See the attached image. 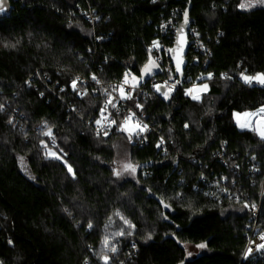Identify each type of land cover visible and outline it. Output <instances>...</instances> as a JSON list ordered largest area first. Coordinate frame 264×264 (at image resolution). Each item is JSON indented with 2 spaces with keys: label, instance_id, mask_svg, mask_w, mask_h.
I'll return each mask as SVG.
<instances>
[{
  "label": "trees",
  "instance_id": "trees-1",
  "mask_svg": "<svg viewBox=\"0 0 264 264\" xmlns=\"http://www.w3.org/2000/svg\"><path fill=\"white\" fill-rule=\"evenodd\" d=\"M242 1H192L191 26L210 54L190 49L186 78L167 99L149 89L154 72L125 100L124 112L154 122L138 146L125 131L94 133L88 122L105 95L92 92V77L111 84L141 75L161 21L173 11L180 20L187 0H11V14L0 18V264H120L133 242L138 250L125 264L240 263L247 204L262 189L264 224V141L233 123L234 111L264 105V85L241 78L264 74V3L245 9ZM89 9L94 23L81 14ZM193 81L209 84L200 100L185 95ZM123 142L136 171L117 176ZM201 175L236 184L230 194L205 191ZM107 238L116 240L114 255ZM201 244L189 257L187 246Z\"/></svg>",
  "mask_w": 264,
  "mask_h": 264
},
{
  "label": "built area",
  "instance_id": "built-area-1",
  "mask_svg": "<svg viewBox=\"0 0 264 264\" xmlns=\"http://www.w3.org/2000/svg\"><path fill=\"white\" fill-rule=\"evenodd\" d=\"M83 16L86 17V19L92 23L96 21V16L94 14L93 10H84L81 12ZM184 14V11L182 12V16ZM181 16V19H182ZM178 18V12L173 11L171 16L168 19H165L161 21L159 25V32L160 36L154 39L153 41H156L158 43V47L153 46V41L150 45V49L153 53V59H154V70L152 73L155 72V75L151 76L149 80V89L152 91H156L154 85H161L166 88V91H174L178 87H180L185 80H181L179 77H177L174 73V67L171 60V51L173 42L176 38V34L179 28V22L181 21ZM166 39H171V43L165 42ZM189 41H190V49H194L196 51H202L203 53L210 54V50L207 49L205 44L202 42L200 34L196 31L195 28L192 26L189 29ZM189 49V51H190ZM171 76V79L169 77ZM226 78V75L223 76ZM78 80L81 81L82 84L86 83V80L81 79L80 77ZM242 78V76H241ZM125 79V78H124ZM124 79L119 82H114L111 84H106L105 82H102L101 80H98L96 78V81H99V83L96 82V86L92 89L93 93H98L99 91H102L105 95L104 103L101 106V109L104 108V105L107 100L111 99L112 103L116 104V108H113L111 104L108 105L107 109L103 112V115L101 114V109L99 111V114L97 118L91 119L90 122H88L94 131L96 135L101 136H107L113 132H119L117 128V125H123V122L125 119L129 116H131V120L128 122L125 127L129 125V123H133L135 126L139 124L141 127L143 125H147V129L143 132H140L139 135L136 133L139 132V128H134V131L131 132L132 135V143L138 146H142L147 141V135L148 133L153 129L154 122H150L146 116V114L142 111H135V110H128L127 112H124L123 110L126 108V99H121L119 96L120 93V86H123L124 90L127 91L129 89H132V86L127 84H124ZM77 80V81H78ZM179 80L180 83L176 84V87L173 89L172 85L175 83V81ZM29 80H27L28 83ZM167 82V83H165ZM260 85V83H254L252 82L250 85ZM139 85V84H138ZM203 83H200L198 81L191 82L186 88L187 89H193L192 93L189 95H186L188 98L192 100H198L193 99V96H202L204 92H207L209 90V86L207 85V89L203 90ZM201 87V88H200ZM136 88L132 89V93ZM84 89L79 90V95L82 96L84 94ZM158 92V91H156ZM160 93V92H159ZM110 94V96H109ZM264 108V105L250 108L242 111H234L233 112V123L237 127L238 130L241 131H247L252 134H254L258 140L264 141V138L261 136V132H264V112L258 111L259 109ZM118 109V111H117ZM124 112V113H123ZM132 113H135L134 116H132ZM241 114L239 117L234 116V114ZM245 113H248L250 115H244ZM106 117L107 119H104ZM101 120V124L97 125L96 120ZM239 119L240 124L246 125V127H239L237 124V120ZM115 120L116 124H111V121ZM105 131H107V135H105ZM129 133V131H127ZM44 136V133H42ZM130 134V133H129ZM55 141V140H54ZM162 141V143H161ZM49 145L51 148H55L57 146V143H53V138L49 137ZM157 145H160L158 148L162 150V153H165L167 151V145L168 142L166 139L161 137ZM221 158V157H220ZM253 159V156L251 157V160ZM223 164H226L227 162L223 159ZM231 164V163H230ZM229 164V165H230ZM231 170L239 171V164L234 162L231 165ZM149 172L146 171V174ZM248 173L252 176H255L260 173V169L257 166L255 162H252L249 165ZM203 183H205L206 178L204 175H201ZM208 186L206 187L205 191H208L209 185H216L217 187H224L223 191L224 194H230L231 186H234L236 184L235 180L229 181V179L223 175L222 177L215 175L212 179L206 181ZM262 197H263V189L260 193V198L257 201L248 202L247 204V210L249 212V218L250 222L246 226V244L241 256V260L239 264L245 263V261L249 259H257L262 258L264 259V250L259 247V245H264V239L261 237H264V224L261 222V208H262ZM249 249L251 251L249 252ZM138 250V246L136 244H133V247L131 248V251L128 253L127 257L120 261V264H125V261L132 255L135 254ZM110 255H114V251L110 250Z\"/></svg>",
  "mask_w": 264,
  "mask_h": 264
},
{
  "label": "snow or ice",
  "instance_id": "snow-or-ice-1",
  "mask_svg": "<svg viewBox=\"0 0 264 264\" xmlns=\"http://www.w3.org/2000/svg\"><path fill=\"white\" fill-rule=\"evenodd\" d=\"M256 2H258V3H264V0H256ZM249 6H254V5H247V4H244V3H242L241 5H240V7L241 8H247V7H249ZM4 11V8H3V6H0V12H3ZM185 24H187V12H185ZM178 44H179V41H178ZM153 46L154 47H158V43L156 42V41H153ZM149 51H151V49L149 50ZM169 51H174V50H169ZM149 65H152V66H155L154 65V62L150 59L149 60ZM149 65H145V68L142 70V75H143V73H145V72H150V67H149ZM176 71L177 72H180L181 71V67H180V62L178 61L177 62V64H176ZM128 73H126L125 74V79H124V84H127L129 81H128ZM241 76H242V79L244 80V82L245 83H248V84H251L253 81H256L257 83H260V84H262V85H264V74H257L256 76H245L243 73L241 74ZM211 77H212V74L211 73H209L208 74V78L209 79H211ZM201 78H203V77H201ZM79 78H77V80H78ZM92 79L93 80H96V77L95 76H93L92 77ZM169 79H171V76L169 77ZM133 81L135 82L134 84H133V87H135V86H138V81H136V78L135 77H133ZM97 83H99V81H97ZM165 83H167V82H165ZM180 83V81L179 80H177V81H175V83L172 85V88L174 89L175 87H176V84H179ZM72 87H73V90H76V81L74 80L73 81V83H72ZM154 87H155V89H156V91H158V92H160V94L162 95V96H164L165 97V99H167L168 98V92L167 91H161V85H154ZM207 89V85H203V90H206ZM120 98L121 99H131V92H125L124 91V88H123V86H120ZM192 91H193V89H187L186 91H185V94L186 95H189V94H191L192 93ZM109 96H110V94H109ZM193 99H199V97L198 96H193L192 97ZM109 104H111V106L113 107V108H116V104L115 103H112V100L111 99H109V100H107L106 101V103H105V105H104V108L103 109H101V114L103 115V112L107 109V107H108V105ZM137 107H142V105H139V104H137L136 105ZM117 111H118V109H117ZM258 111H260V112H264V108H261V109H259ZM135 115V113H132V116H134ZM241 114H234V116H236V117H239ZM244 115H250V114H248V113H245ZM104 119H107L106 117H104ZM131 120V116H129V117H127L126 119H125V121L123 122V125H117V128L119 129V130H121V131H129V139L131 140V138H132V135H131V132L132 131H134V129H129V128H127V127H125V125H127L128 124V122ZM96 124L97 125H100L101 124V120H96ZM111 124H116V121L115 120H112L111 121ZM237 124H238V126L239 127H246V125H243V124H240V122H239V119L237 120ZM136 128H139V132H137L136 134L137 135H139V133L140 132H143V131H145L146 129H147V125H143L142 127L139 125V124H137L136 126H135ZM186 127H187V125H186ZM45 135H48V136H51V129H49L46 133H44ZM105 135H107V131H105V133H104ZM261 136H262V138H264V132H261ZM53 143H55V141H54V139H53ZM161 143H162V141H161ZM160 145H157V147H159ZM50 156L52 157V158H55V159H61V157L60 156H58L56 153H50ZM21 160H23V158H21ZM124 168H125V170H130V173H135V171H136V167H134L133 165H131V164H125L124 165ZM68 171L71 173L72 172V169H71V167L69 166V168H68ZM115 175H117V176H120L121 175V173L120 172H115L114 173ZM161 203H163V201H161ZM164 207H168V205L167 204H165L164 205ZM117 215H119V213H117ZM124 223L125 224H129V226L131 227V224H130V222L129 221H127V220H124ZM88 227L89 228H91L92 227V225L91 224H89L88 225ZM120 234H123V233H120ZM262 239H264V237H261ZM198 247H200V248H203V247H205V245H203V244H201V245H198ZM259 247L260 248H264V245H259ZM113 251H115V249H112ZM251 251V249H249V252ZM189 255H191V254H189Z\"/></svg>",
  "mask_w": 264,
  "mask_h": 264
},
{
  "label": "water",
  "instance_id": "water-1",
  "mask_svg": "<svg viewBox=\"0 0 264 264\" xmlns=\"http://www.w3.org/2000/svg\"><path fill=\"white\" fill-rule=\"evenodd\" d=\"M192 1L193 0H187V5L184 10L187 12V24H185V15L183 14L181 21L179 22V28L176 34V38L173 42L172 50L171 51V60L174 67V73L177 77H179L181 80H184L186 78V67L188 66L189 60H188V52L190 49V41H189V29L191 27V9H192ZM0 6H3L4 11L0 12V18L6 17L11 14L13 10V5L11 3V0H0ZM179 41V44H178ZM180 62L181 71H176V64L177 62ZM161 91H166V88L164 86L161 87ZM125 134L129 137V133L125 131ZM159 203L161 204L163 208V213L166 214L170 207H164L165 203H161V199H158ZM264 250V248H262Z\"/></svg>",
  "mask_w": 264,
  "mask_h": 264
},
{
  "label": "rangeland",
  "instance_id": "rangeland-1",
  "mask_svg": "<svg viewBox=\"0 0 264 264\" xmlns=\"http://www.w3.org/2000/svg\"><path fill=\"white\" fill-rule=\"evenodd\" d=\"M242 3L247 4V5L256 4V0H243ZM151 60L154 62L153 57H152ZM153 70H154V66L153 67L150 66V72H145V73H143V75L142 74L141 75H136L134 73H129V75H128V81H129L128 82V85L132 86V89L133 88H137V86L133 87V84L135 83L133 81V77L136 78V81H138V84H139L146 76H148L150 73H152ZM253 82L254 83H257L256 81H253ZM204 85H208L209 86L208 83H204ZM132 89H129L128 91L125 89L124 91L125 92H131V94H132ZM203 94H202V96H203ZM119 96H120V93H119ZM202 96L200 95L198 100H200L202 98ZM127 128H129V129H134L135 128L136 129V127H135V125L133 123H129V125L127 126ZM119 144L120 145H118V147H117V160H116V163H117V172H120L121 175H123L124 173H130V170H125L124 165L125 164H131V165H133V164L131 163V161L129 159L128 149L125 146L124 142H123V144H121V143H119ZM134 243L135 242H133V244ZM116 244L117 243H116V240L115 239L107 238L105 240V248H107L108 254H110V250H112V249H115V251H116V249H117ZM133 244H132V247H133ZM203 248L198 247V245L197 246L188 245L187 246L188 256L190 257V256L197 255L198 253H200L202 251ZM115 251H114V253H115ZM189 254H191V255H189Z\"/></svg>",
  "mask_w": 264,
  "mask_h": 264
}]
</instances>
